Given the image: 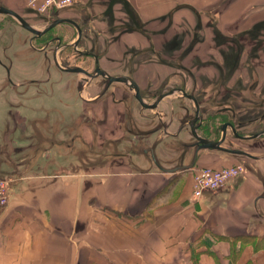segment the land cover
<instances>
[{
    "label": "crops",
    "instance_id": "1",
    "mask_svg": "<svg viewBox=\"0 0 264 264\" xmlns=\"http://www.w3.org/2000/svg\"><path fill=\"white\" fill-rule=\"evenodd\" d=\"M0 4L21 15V9L30 7L28 0ZM57 10V17H71L84 30L83 48L97 53L107 73L129 75L141 90L144 69V79L154 78L145 85L157 84L159 91L175 83L162 79L168 67L148 52L151 44L166 59L200 56V43L182 52L195 13L202 27L212 18L213 25L229 26L227 20L234 18H264V0H72ZM4 17L12 18L0 14L1 31L7 28ZM135 50L140 51L133 55ZM105 95L92 99L90 111L94 114L99 107L105 122L87 124L84 143L107 149L110 143L125 141L130 127L133 138L127 151L102 162L86 155L85 167L70 161L75 170L69 171H62L60 159L50 156L38 163V171L10 177L9 203L0 211V264H264V159L199 149L193 168L164 170L191 161V148L188 162V154L177 155L180 135H189L187 129L171 132V122L166 123L168 131H151L155 126L146 128L150 120L141 110L153 112L150 118L155 119L154 109L140 106L133 121L122 106L123 123L111 136L121 102L114 100L115 92L108 100ZM169 97L173 113L175 101L181 99L165 96L157 105L158 117L164 116L160 104ZM148 147H153L155 162L144 152ZM253 147L254 155L264 156V138ZM236 163L245 166L242 174L198 198L192 196L194 168Z\"/></svg>",
    "mask_w": 264,
    "mask_h": 264
},
{
    "label": "rangeland",
    "instance_id": "2",
    "mask_svg": "<svg viewBox=\"0 0 264 264\" xmlns=\"http://www.w3.org/2000/svg\"><path fill=\"white\" fill-rule=\"evenodd\" d=\"M56 11L58 10L52 11L53 13L51 12L48 16H44L39 15L36 10H32L30 7L26 6L21 9L20 12L23 13L22 16L32 26L37 29H42L48 21L57 18V14H55ZM195 14L196 17L190 22L188 31L186 32L187 39L185 42L187 43L182 52H188L191 50L190 48L192 45H194L196 41H199L198 43L201 45L197 46L196 52L199 53L200 56L196 55L195 57L191 56L188 59H183V62L187 63L196 75V83L194 84L190 76L185 73L186 88L191 89L192 86L194 87L196 85L195 95L202 103L204 114L212 111L216 103L221 101L223 104H234L239 108L238 111L241 112H246V108L248 107V113L254 111V113L258 115V111L252 109V107L263 104L261 103V90L264 86V46L260 43L264 40L262 34L264 32V29H262V27H264V18H234L230 21L227 20L230 23L229 26L222 27L213 25L215 22L214 18H212L209 20V26L202 27L200 25L201 20L198 17L199 14ZM4 19L5 20L2 22L7 24V28L4 31L0 30V147L5 146L7 150L13 151L15 149L11 150V148L14 146V148L16 147V152L9 156V162H7L8 158L4 155H0V177L18 178L24 174L27 175L31 172H36L38 171V163L43 164V160L50 156L51 159H60L58 163L62 164H59L58 167L61 168L62 171H69L74 169L72 168V164H69L70 161L71 163L77 161L76 163L78 166L85 167L86 155H90L89 157L93 155V158L98 160L97 162H102L103 159L113 156L115 153L129 147V139L133 138L132 134L128 132L131 129L130 127L125 131V141L122 140L116 145L110 143V145L106 147L107 149H102V147L96 145L89 146L84 143L86 125L89 124L91 127H95V125H100L105 122L103 120L101 121L99 118L101 116L99 107L97 112L95 110L94 114H91L90 111L95 105L82 101L75 91V86L72 85L76 80L83 79L84 76L72 72H62L57 69L50 60L51 58L47 60L42 52L38 51L39 48H37V46L41 45V39L35 37L30 40L29 37L31 34L21 27L16 20L7 17H4ZM215 20L217 24V19ZM214 27H216L215 32L219 31L218 28H220L222 32V37H218L219 39L216 40L213 39ZM139 32L148 39L151 38L146 30L139 29ZM52 35L62 37V41H70L76 38V30L69 24L60 23L51 28L45 34V37L49 38ZM96 40L97 39L94 38V41ZM218 41H222V52L226 54V58L233 48V45H231L233 41L237 42L239 49L242 50V54L238 56V70L230 80H222L221 82L214 80V66L212 63L207 64H211L213 68L211 66H200L204 60L207 62V59H211V61L217 59L215 42ZM86 43L87 42L84 40V45H86ZM81 45L83 47L82 43ZM53 48L54 43H51L46 51L48 57H51ZM151 48H154L153 44L147 49L150 53L152 52ZM95 50H97V48H95ZM139 51L140 50L132 51V54L134 55ZM58 54L59 56H63L62 59L67 58L72 64L83 63L87 65L88 63L86 60L87 57H75V52H73L71 48H63L59 50L57 55ZM153 57L154 56H152V58ZM159 57H161L160 54ZM159 57L155 56V61L161 64ZM223 57L224 54L222 58ZM222 58V63L225 67L229 68L230 61ZM260 60H263V65L260 63ZM245 65L247 66L245 67ZM255 65H257V67ZM247 67L250 72L246 69ZM128 69H131V67ZM129 72L130 74H135L133 70ZM246 73L249 74L246 75ZM141 75H143V78L141 76L140 79L144 80L141 82L142 84L140 83L141 94L145 101L149 103L153 100L157 84L154 83L155 86L145 85L147 79H144L146 78V71L144 69H141ZM241 75L242 81L237 83L235 78ZM208 77H210V79H208ZM33 79L39 80L40 82L34 83L32 81ZM152 79V81H154V78ZM99 81L100 79L93 81V87L83 92L82 97H90V93H92L97 83L100 87ZM152 81L149 79L146 84L149 82L152 83ZM172 81L173 83H177L179 79L177 80L176 77H173ZM234 88L238 89L241 96L238 95V97H235L234 95L230 96V94H228L229 92L231 93V90ZM219 89L223 93V96H217L216 91ZM112 91L115 92L117 96L114 100L121 102V107H119V112L116 114L115 121L113 122V126H115L116 129L114 127V130L111 131V136L117 133L118 128L123 123L122 111L124 108L129 118L133 121L137 115L136 111L140 108V104L123 84L114 82L110 88V92L105 95L107 100L110 99ZM180 97L181 96L178 98ZM168 100L171 101V98H166V100L160 104V110L164 115L161 118H163L165 124H171L172 122L169 131L174 132L179 126L180 118L184 113L181 105L188 106L192 111L193 102L185 98H181L180 101H175V109L174 113H172L169 111L167 105ZM141 111H143V115H146L147 119L150 120V122L145 125L146 128L148 127L150 129L155 126V122L157 123L158 119L150 118L153 112L149 110ZM110 122L112 121L110 120ZM119 132L121 134L123 133L121 130H119ZM96 133L97 130L95 131V134ZM95 136H97V134ZM180 137L181 140L183 139V142L184 140L186 142L191 140V137L186 131H184ZM61 139L63 142H60ZM183 142H179V153H177V155L179 154V157L188 154V159L186 160V162H188L191 156V149L184 147ZM138 147L140 148L143 146L138 145ZM139 148L138 150H140ZM3 153L8 154V152ZM167 153H165V155H167ZM10 160L13 162H10ZM10 164H15V166L12 167ZM8 203L9 199L5 205H0V211H2Z\"/></svg>",
    "mask_w": 264,
    "mask_h": 264
},
{
    "label": "flooded vegetation",
    "instance_id": "3",
    "mask_svg": "<svg viewBox=\"0 0 264 264\" xmlns=\"http://www.w3.org/2000/svg\"><path fill=\"white\" fill-rule=\"evenodd\" d=\"M66 24H68V23H66ZM215 29H216V27L213 28V31H214L213 32V34H214L213 39L216 40V39H219L220 37H222V32L220 31V28H218L219 31H217V32H215ZM262 29H264V27H262ZM81 31H82V34H81V37H80V39L76 45V48H74L73 44H72L76 38L74 40H70V41H62V37H60L58 35H52L49 38H46L45 37V34L47 33L46 32V33L42 34L41 36L37 37V38L41 39V42H40L41 45L37 46V48H39L38 51L42 52V54L46 57L47 60H49V58H51L50 60L53 62V65L62 72H67V71H64V70H62V68H59L60 66L65 67L67 65L70 66L72 64L67 60V58L62 59L63 56H59V54L57 55L59 50H61L63 48H71L72 51L75 52V55H74L75 57L76 56L87 57L86 58V60L88 61L87 65H84L83 63H78V64L73 63L72 65H77V66L84 68L85 70H87L90 73V75L97 74L98 73L97 69H101V70L106 72V69L100 65L97 53H95L94 51L84 49L82 47L81 38H82L84 30L81 28ZM262 34H263V39H264V32ZM76 37H77V31H76ZM225 38H228V37H225ZM198 42L199 41H196L195 44ZM221 42L222 41L215 42V48L217 51V54H216L217 59H215L214 61H211V59H209V60L207 59V62L204 60V62L200 65L201 67H203V66L206 67V66H211V64L209 65L207 63H212V65L214 66V68L211 66L214 70V75H215V77L213 75L214 80L219 81V82H221L222 80H230L233 77L234 73L238 70V67H239L238 56L242 54V50L239 49L238 43L233 41L232 42L233 44L231 43V45H233V48L231 49V52L229 53V55H227L229 58L228 57L226 58V56H225L226 54L222 52V46L223 45ZM51 43H54V48H53V52H52L51 57H48L47 56L48 53L46 51H47L48 46ZM260 44H262V46H264V40ZM79 47H81L82 49ZM55 49H56V51H55ZM151 51H152L151 53L153 55L159 57V54L155 51L154 48H151ZM85 52H87V53H85ZM54 53L56 54V58L58 57L57 61H58L60 66L56 65L54 60H53ZM223 54H224L223 58L227 61H230V67L229 68L225 67V65L222 63L221 58H222ZM159 61L162 64H164L166 67L169 68V70L167 71V73L164 75V77L162 79L165 80V82H166V81H171L173 77H176L177 80L179 79V82L175 83L174 85L172 84L171 87H169V88H166L168 84H165V87L162 88L161 90L158 91L156 89L154 91L155 93H154L153 100L158 94L166 92L171 88H179V89L184 90L186 93L193 94L195 96L197 104H198V116L199 117L193 123L194 125H197V127L195 129L197 134L203 138H207L210 140L221 139L222 140L221 145H223L225 147L232 148V149H239V150L245 151L247 153L253 154V152H254L253 142L257 141L258 139L264 138V134L257 137V138H245V137L250 136L253 133L264 130V86L262 87V90H261V94H262V96H261L262 102L261 103H263V104H259L258 106L255 105L254 107H252V109H255L258 111V115L256 113H254V111L248 113V107L246 108V112H241V111H238L239 108H237L234 104H223L221 101H218L216 103V105L214 106V109L212 111L204 114L205 112H204V109L202 107V103L197 99V97L195 95L196 85L194 87L192 86L191 89L186 88L187 83H186L185 73H187L190 76V78L194 84L196 83V79H195L196 75L193 72V69L190 68V66H188L187 63L183 62L182 57H179V58L176 57L175 58L174 56L173 57L171 56L168 59L163 58V57H159ZM260 63L263 65V60ZM257 65H255V66L257 67ZM246 66L247 65H245V67ZM246 69L250 72L248 67ZM72 73H76V72H72ZM76 74H80V73H76ZM247 74H249V73H246V75ZM113 75H118V74H113ZM83 76H84L83 79L76 80L73 84L72 83L71 84L73 86H75V91H76L77 95L79 96V98L82 101L87 102L88 104L91 103L93 98L102 97L106 93L110 92V88H111L112 84L114 83V82L110 83L107 86V88L105 89L106 78H104L103 76H101V75H98L96 77L87 76V75H83ZM235 77H236V75H235ZM98 79H100V81H99L100 87H99V84L97 83L95 85V87L93 88L92 93H90V97L83 98L82 93L86 92L90 87H93L92 82L95 80H98ZM208 79H210V77H208ZM32 81L34 83L40 82L39 80H36V79H33ZM235 81L237 83L239 81L241 82L242 81V75L235 78ZM252 82H253V80H252ZM124 86L128 89V87L126 85H124ZM255 86H254V88H255ZM216 92H217V96H223V93L221 92L220 89ZM140 93H141V90H140ZM176 94L178 96H181V98L188 99V98L182 96L180 91H177ZM228 94H230V96L234 95L235 97H238V95L241 96V93L238 92L237 88L232 89L231 93L229 92ZM111 96H114L113 91H112ZM141 96H142V94H141ZM192 104H193L192 111L189 109L188 106L181 105V108L184 110V113L182 114V116L180 118L179 126L177 127L178 128L177 132H179L180 129H182L184 127L187 128V131L189 132V136L191 137V140H189L187 142L184 141L183 145H184V147L191 148V149H193L195 147L194 142L196 141V139L191 135L190 125H189V121L193 117H195V105H194V103H192ZM171 112L173 113V109H171ZM155 116L157 117L158 122L154 128H156V130H162L163 131V129H164V131H168V126L163 122L160 115L158 117V115L155 113ZM3 150H6V151H3ZM11 150H13V148H11ZM0 151H2V152H0V155H4L6 158H8L7 162H9V156L13 155V153L16 151V149L13 151H9V149L7 150V147L4 146V147H0ZM3 152H8V154L3 153ZM147 152H149L150 154L152 152V155L155 156V154L153 152V147H151V150L147 149L145 151V153H147ZM10 162H13V161L10 160ZM0 164H1V161H0Z\"/></svg>",
    "mask_w": 264,
    "mask_h": 264
},
{
    "label": "water",
    "instance_id": "4",
    "mask_svg": "<svg viewBox=\"0 0 264 264\" xmlns=\"http://www.w3.org/2000/svg\"><path fill=\"white\" fill-rule=\"evenodd\" d=\"M0 14L8 15V16L14 18L21 27H23L25 30H27L31 34L30 40L33 39L34 37L41 36L42 34L46 33L49 29H51L52 27L56 26L59 23H68V24L75 27V29L77 31V37H76L75 41L72 43L74 48H76V45H77V43L81 37V34H82V31H81L79 24L74 19L69 18V17H65V16L54 18V19L50 20L42 29H37L34 26H32L20 13H18L17 11H15L9 7L1 5V4H0ZM55 51H56V49H55ZM85 53H87V52H85ZM53 60H54L56 65L60 66L58 61H57L55 53L53 55ZM59 68H62V70L67 71V72H76V73H80L82 75H87V76H92V77H96L98 75H101L104 78H106L105 89L112 82L123 83L131 91L133 97L137 100V102L140 104L142 109L143 108L154 109L155 113H157L156 109H157V105L159 104V102L165 96L176 94L177 91H180L182 96L190 99L195 105V117H193L189 121V125H190L191 135L196 139V141L194 142L195 147L193 148V151H192L191 161L187 164H180L179 166L173 167L171 169H164V170L174 171V170H178V169L187 170V169L193 168L199 149H217V150H221V151L227 152V153L235 155V156H245V157H249V158H253V159H264V156H258V155H254L251 153H247V152L239 150V149H232V148L225 147V146L221 145V142H222L221 139L210 140V139L203 138L200 135H198L196 130H195L197 125L193 124L194 121L199 117L198 116V104H197L196 98L193 94L186 93L182 89L171 88L166 92L158 94L154 98L153 101L148 103L141 96L140 89H139L137 82L132 77H130L129 75H126V74L113 75V74H109V73H107L101 69H97V71H98L97 74L90 75V73L87 70H85L84 68L77 66V65H72V66L67 65L65 67L60 66ZM155 130H156V128L151 130V131H155ZM163 131H164V129H163ZM263 134H264V130L253 133L252 135L247 136L245 138H257ZM148 149L151 150V147H148ZM146 150H147V148L144 149V152ZM151 156L153 158V161L155 162L156 159H155V156L152 155V152H151ZM157 166H159V165L157 164ZM159 167L162 168L161 166H159Z\"/></svg>",
    "mask_w": 264,
    "mask_h": 264
},
{
    "label": "built area",
    "instance_id": "5",
    "mask_svg": "<svg viewBox=\"0 0 264 264\" xmlns=\"http://www.w3.org/2000/svg\"><path fill=\"white\" fill-rule=\"evenodd\" d=\"M72 0H28V5L39 15L48 16L51 10L64 8ZM245 170L242 163L220 168L196 167L192 170V196L198 198L203 191L216 189L227 181L239 176ZM10 178L0 177V205H5L9 199Z\"/></svg>",
    "mask_w": 264,
    "mask_h": 264
},
{
    "label": "bare ground",
    "instance_id": "6",
    "mask_svg": "<svg viewBox=\"0 0 264 264\" xmlns=\"http://www.w3.org/2000/svg\"><path fill=\"white\" fill-rule=\"evenodd\" d=\"M257 155V154H256Z\"/></svg>",
    "mask_w": 264,
    "mask_h": 264
}]
</instances>
